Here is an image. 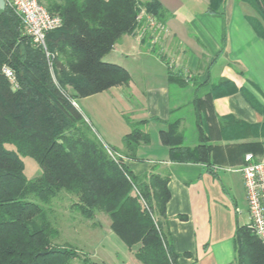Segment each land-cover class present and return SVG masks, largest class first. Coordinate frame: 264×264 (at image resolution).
<instances>
[{
	"label": "trees",
	"instance_id": "16d2710c",
	"mask_svg": "<svg viewBox=\"0 0 264 264\" xmlns=\"http://www.w3.org/2000/svg\"><path fill=\"white\" fill-rule=\"evenodd\" d=\"M248 1L264 19V0ZM38 2L61 19L60 28L45 34L44 48L33 44L12 11H0V264H70L80 257L76 249L52 243L59 233L44 206L61 192L74 197L72 207L86 220L105 215L110 231L136 263L175 264L162 228L170 198L168 176L136 177L124 164V156L135 158L136 148L149 140L139 128L147 121L126 118L130 132L122 145L127 153L113 160L72 103L128 84L129 73L103 58L124 35L146 26L145 18L137 21L142 11L163 26L165 10L156 0ZM225 2L209 0L207 11L217 14ZM3 67L13 72V83ZM168 80L184 85L181 77L170 74ZM237 124L248 135L255 129ZM178 126L169 123L160 132L171 159L207 162L209 147L201 130L199 145L192 149L182 145ZM25 156L41 170L35 179L24 175ZM234 243L236 264H264V243L247 225L236 228Z\"/></svg>",
	"mask_w": 264,
	"mask_h": 264
},
{
	"label": "crops",
	"instance_id": "0c3cea01",
	"mask_svg": "<svg viewBox=\"0 0 264 264\" xmlns=\"http://www.w3.org/2000/svg\"><path fill=\"white\" fill-rule=\"evenodd\" d=\"M156 1L166 12L159 44H153L151 33L140 42L127 34L103 58L124 68L130 82L75 105L98 127L103 144L122 155L127 153L122 138L130 132L126 118L147 121L139 128L149 140L136 148L135 158L124 156V164L136 177L168 176L162 228L175 264H236L235 231L247 225L239 218L242 202L247 212L239 169L245 155L264 156V19L248 0H226L217 14L207 11L209 0ZM170 74L184 85L170 83ZM173 122H179L182 145L192 149L201 130L207 162L171 159L160 132ZM237 122L255 129L248 135ZM186 126L192 130L189 143ZM98 216L105 221H93V228H109L110 221ZM111 244L119 247L114 240ZM124 248L114 264H138Z\"/></svg>",
	"mask_w": 264,
	"mask_h": 264
},
{
	"label": "rangeland",
	"instance_id": "374dc122",
	"mask_svg": "<svg viewBox=\"0 0 264 264\" xmlns=\"http://www.w3.org/2000/svg\"><path fill=\"white\" fill-rule=\"evenodd\" d=\"M150 30L153 31L150 34L153 37V44L158 45V34L160 31L154 28ZM135 34L136 33L133 32L134 37ZM141 40L138 41L140 42ZM156 51L157 50H155V53ZM76 102L78 106H80V102L78 101V99L75 102H72L73 105L76 106ZM85 120L90 125L97 139L103 144L100 135H98V127H96V125H91V123H89L87 119ZM183 132L186 143L191 142V128L186 126ZM103 146L105 150L106 147H108L109 149H111L112 153H119L105 144H103ZM6 148L12 150L14 149V147L11 145H6ZM21 159L24 163V175L27 179H35L40 176L41 170L32 158L25 156ZM74 201V197L66 194L65 192H61L56 198L51 201L49 205L44 206V208L48 210V218L51 220L53 226L58 230L59 233L58 237L55 238L52 243L57 246L71 247L79 252L80 257L73 259L70 264H84L85 260L96 264H114V260L119 262V260L123 258V255L126 251L124 246L120 244L118 239L113 236L109 228H107L106 226L99 229L95 227L93 228V225L90 224L93 221H99L103 225L105 221L104 218H101L99 216L97 217V215H101L97 213L92 220H86L85 218L80 216V214L75 210L74 207H72V203ZM240 212L241 213L239 218L241 223L248 224V212H246V204L243 202L241 203ZM103 216L106 217L105 215ZM112 240L116 241V243H119V247H113L111 244ZM108 243L110 247H106ZM103 245H105V248L103 247ZM120 245H122V248H120ZM117 253L120 256L118 258L119 260L116 258ZM129 255H133V253Z\"/></svg>",
	"mask_w": 264,
	"mask_h": 264
},
{
	"label": "built area",
	"instance_id": "2783aa9c",
	"mask_svg": "<svg viewBox=\"0 0 264 264\" xmlns=\"http://www.w3.org/2000/svg\"><path fill=\"white\" fill-rule=\"evenodd\" d=\"M5 7L12 11L20 20L24 32L28 35L33 44L45 47V34L49 31L61 27V19L58 16L51 15L39 4L38 0H4ZM145 18L146 26L135 31V38L141 40L144 32L150 29L162 30V27L156 23L155 19L142 11L137 17L140 23ZM4 75L11 83L14 82L13 72L8 67L2 69ZM107 154L113 159L121 158L118 153H112L111 149L106 147ZM243 178L245 197L248 212L247 226L253 234L264 243V156L256 158L253 154H247L244 157V164L239 169Z\"/></svg>",
	"mask_w": 264,
	"mask_h": 264
},
{
	"label": "water",
	"instance_id": "95a60500",
	"mask_svg": "<svg viewBox=\"0 0 264 264\" xmlns=\"http://www.w3.org/2000/svg\"><path fill=\"white\" fill-rule=\"evenodd\" d=\"M5 2L4 0H0V11H4L5 10Z\"/></svg>",
	"mask_w": 264,
	"mask_h": 264
}]
</instances>
